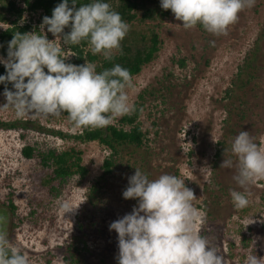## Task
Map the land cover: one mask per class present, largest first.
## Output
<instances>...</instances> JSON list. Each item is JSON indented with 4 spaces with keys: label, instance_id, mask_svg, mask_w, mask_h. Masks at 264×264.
<instances>
[{
    "label": "rangeland",
    "instance_id": "rangeland-1",
    "mask_svg": "<svg viewBox=\"0 0 264 264\" xmlns=\"http://www.w3.org/2000/svg\"><path fill=\"white\" fill-rule=\"evenodd\" d=\"M19 3L23 5L21 0ZM24 18L35 27L29 32L44 34L40 32V13L26 14ZM155 23L161 25L163 46L158 58L132 77L134 86L128 89L130 103L134 105L139 92L147 86L167 84L171 88L163 97H148L139 118L143 128L149 130L150 160L142 172L149 179L168 173L185 181L194 192L192 203L201 217L197 231L209 239L227 264H244L248 254L264 257V177L241 188L234 179L237 158L231 152L235 136L243 130L264 145V0H255L252 7L242 10L227 34L213 35L200 25L185 29L173 13L151 22ZM4 27L6 24H0V29ZM45 32L49 40L55 39L53 42L63 48L65 55L72 54L62 44V36L55 37L46 28ZM251 55L253 60H248L253 77L247 83L234 82L239 67ZM71 58L72 55L66 62ZM179 59H185L186 65H180ZM228 87L232 88L231 97L226 93ZM5 103L0 89V121L17 126L0 128V230L28 254L31 264H65V247L80 233L78 221L85 210L94 209L87 203V194L103 173V161L110 151L96 141L78 144L57 135L58 131L78 129L61 114L19 118ZM27 144L45 149L76 144L84 151L89 175L84 180L73 178L59 197L52 198L41 184L42 169L37 159L22 153ZM131 157L134 155L125 156L123 164L104 182L105 193L99 206L103 223L92 258L98 264H117V233L110 231L109 225L137 205V200L122 195L128 185L127 174L136 171L131 172L127 166L132 164L127 161ZM224 159H231L233 166L220 167ZM215 179L221 182L223 192L218 190ZM207 187L215 191L211 193ZM232 190L250 193L244 210L234 207ZM10 193L17 210L7 224L8 213L2 202H7ZM210 194L219 198L213 201ZM64 201L78 208L64 213L60 207ZM243 234L251 238L248 246L242 243ZM231 242L235 248H231ZM103 254H107V263L98 257Z\"/></svg>",
    "mask_w": 264,
    "mask_h": 264
},
{
    "label": "clouds",
    "instance_id": "clouds-1",
    "mask_svg": "<svg viewBox=\"0 0 264 264\" xmlns=\"http://www.w3.org/2000/svg\"><path fill=\"white\" fill-rule=\"evenodd\" d=\"M254 3L160 0L161 8L170 9L185 29L200 25L213 35L227 34L239 13ZM76 4L77 0H62L51 16L43 17L40 32L44 34L15 32L8 41L7 56L0 55V64L6 68V73L0 75V84L5 85L3 105L11 106L17 117L66 112L74 127L96 128L134 110L128 95V89L134 86L128 69L115 64L98 72L95 63L66 62L73 54L65 55L63 48L53 42L55 39H48L45 28L55 37L62 36L64 46L86 41L93 55L103 54L106 60L112 59L114 50H120L129 31L121 14L106 0H90L79 7ZM66 27L70 31L65 32ZM231 152L237 158L234 179L241 188L264 177V145L255 142L249 131L235 136ZM232 166L231 159H224L220 165ZM122 195L137 200V205L109 225V230L117 233V264H227L219 250L197 231L201 217L192 203L194 192L178 176L165 173L149 179L136 168ZM249 195L246 191L230 192L237 209L248 205ZM60 207L64 213L78 208L70 201L62 202ZM0 264H31L28 254L4 232H0ZM244 264H264V257L248 254Z\"/></svg>",
    "mask_w": 264,
    "mask_h": 264
},
{
    "label": "trees",
    "instance_id": "trees-1",
    "mask_svg": "<svg viewBox=\"0 0 264 264\" xmlns=\"http://www.w3.org/2000/svg\"><path fill=\"white\" fill-rule=\"evenodd\" d=\"M21 1L23 5H20V0H0V24H6V27L0 29V45H2L0 47V55L4 57L7 56L8 41L13 38L15 32H29L32 28H35L32 22L25 20L24 16L26 14L32 16L40 13L43 17L51 16L54 7L62 2V0ZM89 2L90 0H77L76 7ZM106 2L110 3L111 7L119 12L122 19L129 24V31L121 41L120 50H114L112 59L106 60L103 54L93 55L88 43L83 41L78 45L68 46L73 54L69 63L76 65L85 64L86 61L95 63L98 72L111 68L115 64H120L128 69L131 76L134 77L144 67L158 58L163 46V39L160 33L161 25L160 23L151 24V22L167 18L172 11L170 9H162L160 0H106ZM68 31H70V27L65 28V32ZM253 58L254 55L245 58L246 61L239 67L234 82L240 80L242 83H247L249 77H253L252 69L250 70L252 63L249 61L253 60ZM179 63L185 66L186 60L179 59ZM5 73L6 68L3 64H0V75ZM4 87L5 85L0 84L2 91H4ZM8 87L11 88L12 85L8 84ZM170 88L171 85L167 84H161L158 87L153 85L145 87L138 94V100L133 105L134 110L130 114L120 117L117 123L111 122L105 127L96 128L80 127L75 132H56L62 138L72 140L78 144L96 141L110 151L103 161V173L90 186L87 194V203L94 209L92 211L85 210L81 220L78 221L80 233L75 235L65 247L63 256L66 261L65 264H98L92 258L96 254L94 244L99 239L100 226L103 223L99 206L105 193L104 182L107 181L108 176L114 173L118 165L123 164L122 160L125 156L134 155V157L127 159L128 162H132V164L127 165L130 167L131 172L136 169V163L141 165L137 166V168L141 171L144 170L143 166L147 164L150 157L148 153L149 130L143 128L139 118L142 115L148 97H153V99H156L159 95L163 97L162 95L170 93ZM226 93L231 97L232 88L228 87ZM60 114L68 118L66 112ZM8 127L17 126L14 123L0 121V128ZM223 141H220V143H223ZM128 149H131V151H127ZM22 153L27 158L37 159L42 169L41 184L46 189L48 196L52 198L59 197L73 178L78 177L80 180H84L90 172L88 166L84 164V151L76 144L64 149L57 147L45 149L27 144L23 147ZM144 173L147 174L145 171ZM131 175L130 173L127 174L128 177ZM215 181L218 190L223 192L221 182L216 179ZM206 190L211 193L215 191L208 187ZM209 197L212 200L219 198L218 195L212 194ZM2 205L8 213L6 222L9 224L11 215H14L17 210L13 193L9 194L7 202H2ZM250 241L251 238L243 234L242 243L248 246ZM230 246L235 248V243L231 242ZM106 255L103 254V257L98 256L102 263H107Z\"/></svg>",
    "mask_w": 264,
    "mask_h": 264
}]
</instances>
